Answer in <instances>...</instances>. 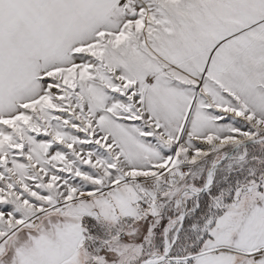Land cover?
Segmentation results:
<instances>
[{
    "label": "snow or ice",
    "instance_id": "obj_1",
    "mask_svg": "<svg viewBox=\"0 0 264 264\" xmlns=\"http://www.w3.org/2000/svg\"><path fill=\"white\" fill-rule=\"evenodd\" d=\"M0 264H264V0H0Z\"/></svg>",
    "mask_w": 264,
    "mask_h": 264
}]
</instances>
